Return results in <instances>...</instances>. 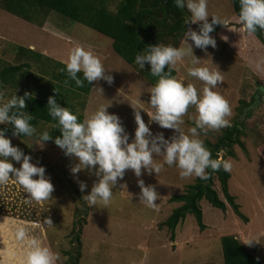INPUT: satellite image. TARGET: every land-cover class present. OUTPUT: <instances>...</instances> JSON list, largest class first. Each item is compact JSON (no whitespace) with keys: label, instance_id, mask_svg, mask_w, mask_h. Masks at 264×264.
<instances>
[{"label":"rangeland","instance_id":"obj_1","mask_svg":"<svg viewBox=\"0 0 264 264\" xmlns=\"http://www.w3.org/2000/svg\"><path fill=\"white\" fill-rule=\"evenodd\" d=\"M118 5V0H110L108 9L115 12ZM209 12L210 15H218L228 21L225 26L221 25L223 28L217 34H210L216 39L217 47L213 49L209 46L206 54L203 50L195 48L194 42H188L193 44L194 54L201 59L198 66L221 71L223 83L214 90L230 103L232 115L227 119L231 126L238 120L240 108L244 103L252 106L239 120H246L242 141L247 151L235 146L233 155L223 151L222 157L232 164V170L229 172V190L241 206V212L249 219V223L240 219L230 206L225 213L203 200L201 208L207 230L201 232L195 217L188 215L179 224L176 240L172 242L170 231L162 227V224L182 204L171 203V199L186 193L187 187L193 185L198 178H182L178 167L167 165L158 175L154 172L148 175L145 171L139 178L132 170H127L123 180H118L113 189V198L107 207L99 203L90 207L83 199L87 205L85 208L76 200V192L80 191L78 181L88 185L84 192L80 191L84 197L90 194L98 178L88 171H81L77 176H73L70 169L78 161L67 157L59 147L49 143H45L43 148L37 145L40 134L52 131L51 125L40 124L36 128V135L26 139H10L13 146H18L26 155L32 156L34 164L46 167V175L50 177L55 188L52 199L28 205L24 203L27 194L19 185L10 182L0 187V217L8 218L12 223L19 221L18 224L27 226L32 237L59 254L58 264H71L78 250L81 254L79 264H215L218 260L224 264L221 243L224 236L237 237L242 244L264 259V49L239 23L232 0H209ZM211 19L209 17V22ZM37 21H26L0 6L2 61L7 65L29 62L33 66V73L38 74L36 70L44 59L66 64L72 49L82 46L102 60L107 74L114 77V82L110 85L105 80L96 81L91 95H71V100L67 99L65 102L70 101L72 107L83 113L85 118L101 106H110L108 112L121 118L127 133L130 134V143L135 138L137 128L136 110H141L145 123L154 135L163 133L165 138L174 135L173 130L163 129L156 123L149 124V115L154 111L150 106V92L154 85L143 73L151 70L150 65L146 64L145 68L140 70L139 66L128 64L115 53L111 39L58 13H49ZM40 23L43 25H38ZM190 28L199 31V24H192ZM163 45L173 46L170 42ZM186 46L184 38L178 47ZM20 48L40 54L43 56L42 61L30 60L26 54H20ZM191 66V58L178 62L174 69L177 72L176 78L182 80L185 85L194 84L202 92L204 83L188 75ZM27 87V84L19 87L8 85L5 99L27 92ZM36 92L37 90L30 93L36 95ZM85 101L87 106L86 110H83ZM197 115L196 108L190 107L188 114L183 118L185 123L182 129L185 133L195 126L194 118ZM226 128L228 127L201 131L198 138L206 147L208 143L214 145ZM154 160L162 163L163 157H154ZM13 163L15 167H20V164L14 161ZM139 179H143L146 185L155 186L159 193L155 210L140 202ZM214 183L221 199L226 201L217 177H214ZM47 218L53 221V225H45L43 229L34 227ZM75 224L84 225L80 247L77 243H72ZM250 239L259 243L254 241L251 246L244 243ZM14 245L18 250L16 253L23 256L24 247L19 245L22 247L19 250V246ZM11 253L13 251L6 246L1 251L2 259L11 262ZM19 260L17 259V262Z\"/></svg>","mask_w":264,"mask_h":264},{"label":"clouds","instance_id":"obj_2","mask_svg":"<svg viewBox=\"0 0 264 264\" xmlns=\"http://www.w3.org/2000/svg\"><path fill=\"white\" fill-rule=\"evenodd\" d=\"M175 5L181 10L187 9L191 16L185 24H199V31L191 28L185 31L186 47L149 45L135 57L140 70L146 64L150 65L151 75L158 78L150 92V106L154 111L148 114L149 124L156 123L163 129L173 130L171 138H165L163 133L154 135L145 123L141 110H136L137 128L135 138L130 143V134L121 118L108 112L110 106H101L81 122L78 114L58 103L56 96L48 98V114L58 122L54 127L59 129L61 135L53 138L51 133L44 131L39 135L37 145L43 148L45 142L54 139L55 145L67 157L78 161L70 169L73 176L81 171H88L98 178L90 194L84 196L90 207L98 203L107 207L113 198V189L118 180H123L127 170H132L139 178L145 171L148 175L153 172L158 175L165 165L176 166L180 169L182 178L196 177L204 181L210 179L209 169L212 172L232 170L231 162L222 158L223 150L213 159L210 149L198 138L201 131L230 127L227 117L232 115V108L229 101L214 90L223 83L221 71L198 66L201 59L194 54V47L206 54L209 46L215 49L217 41L210 34L215 31L214 26H225L228 21L218 15H210L209 0H175ZM239 5V23L244 30L249 35L264 31V0H239ZM209 17L212 18L211 22ZM189 40L194 42V47ZM185 58H191L192 66L188 69V75L204 83L202 92L194 84L185 85L172 75L177 63ZM60 71L67 74L64 81L66 87L72 81L78 88H83L85 81L89 85L100 80H105L110 85L114 82V77L107 74L102 60L82 46L72 49L65 68ZM81 73L83 78L80 77ZM5 96L6 89L0 84V125H11L13 137L36 135L37 129L31 123L34 117L25 111L26 101L32 99V93L25 92L23 96L15 94L9 99H5ZM193 106L198 113L194 118L195 126L185 133L182 129L185 123L183 118ZM8 130L0 128V187L10 182L19 185L27 194L24 203L28 205L52 199L55 188L46 175V167L37 166L32 162L31 155H26L21 148L13 146L7 135ZM154 157H163V162L157 163ZM13 161L20 164V167H15ZM78 183L81 192L88 188L86 182ZM138 186L141 189L140 202L155 210L160 196L155 186L146 185L143 179L138 180ZM45 225H53V221L47 218L34 227L43 229ZM13 238L18 245L24 247L23 258L18 264H58L59 254L32 237L27 226L17 225ZM254 241L259 243L255 239L244 243L251 246ZM11 256L15 259L16 253H11Z\"/></svg>","mask_w":264,"mask_h":264},{"label":"trees","instance_id":"obj_3","mask_svg":"<svg viewBox=\"0 0 264 264\" xmlns=\"http://www.w3.org/2000/svg\"><path fill=\"white\" fill-rule=\"evenodd\" d=\"M110 0H1L0 6L7 12L18 16L29 22H38V19L46 17L49 13L55 12L63 17H66L76 23H80L86 27L93 29L99 34L113 41V49L124 61L128 64L137 67L135 57L138 53L144 51L149 45L172 43L178 47L185 38L184 33L192 24H185V21L190 18V13L185 8L179 9L175 5V0H118L119 5L117 10L110 11L108 4ZM233 8L237 19L239 20L240 5L239 0H232ZM40 26L43 23L38 24ZM217 32L223 28L221 25H216ZM252 39L258 40L264 48V31L250 35ZM26 54L32 61H42L43 56L36 52L20 48V54ZM0 59V84L4 88L8 85L24 86L27 84V92H36L32 94V99L26 101L27 108L34 119L31 121L34 127L40 124L52 126L50 132L53 138L60 136L61 133L57 127H54L58 122L54 121L48 114L47 104L48 98L56 96L58 103L62 107L70 109L73 113L79 115L82 122L85 119L83 113H79L71 102V95H79L88 97L91 95L95 82L89 85L85 81L83 88H78L75 82L66 87L64 81L67 79L66 72L60 70L65 68L66 64L61 62H51L49 59H44L37 68V73H33V66L29 62L19 65H7ZM53 65V66H52ZM52 66V67H51ZM54 69V70H52ZM167 70V68L165 69ZM151 70H146L143 75L153 85L158 81L150 73ZM172 75L177 77L176 70L172 71ZM83 78V74H80ZM48 82V83H44ZM45 84V85H43ZM56 90V91H55ZM58 95H57V93ZM25 92L19 93L18 96H23ZM87 101L83 103V110H86ZM252 106L244 103L240 108V116L233 126L224 130L223 135L218 139L216 144L208 143V149L212 153L213 159L218 157L221 150L228 151L229 155H233L232 150L235 146H239L245 152L247 151L245 143L242 141L245 136L244 127L246 120H240L241 115L244 116L247 110ZM250 114L247 115V119ZM0 128H8V137L12 136L11 125H2ZM19 139H26L27 136H17ZM53 146L58 147L52 141H47ZM210 173V179L207 181L197 179V181L188 186L186 193L177 195L171 199V203L182 204L176 209L173 214L162 224V227L167 228L171 233V241L176 240V230L179 224L186 219L188 215H193L198 223L201 232L207 230L204 223V214L201 208V202L207 200L214 208H217L226 213L230 206L235 214L245 223H249V219L241 212V206L237 204L236 198L231 195L229 190V182L231 175L229 172L221 169L218 172ZM214 177H217L221 184V192L226 201H223L215 189ZM84 197L80 191L76 192V200L87 208L84 202ZM72 243H77L79 247L82 245V224H75ZM224 264H264L257 254L247 248L235 236H224L221 238ZM80 250H78L79 252ZM72 259L71 264H79L81 258L80 252ZM1 261V258H0Z\"/></svg>","mask_w":264,"mask_h":264},{"label":"crops","instance_id":"obj_4","mask_svg":"<svg viewBox=\"0 0 264 264\" xmlns=\"http://www.w3.org/2000/svg\"><path fill=\"white\" fill-rule=\"evenodd\" d=\"M46 28H47V26H46ZM259 45H260V43H259ZM260 47H262V46L260 45ZM31 49H32V47H31ZM17 222H19V221H16V223H12L8 218L0 217V258H1L0 264H17L18 263L17 259L21 260L23 258L22 255H20V254L18 255L16 253V252H18V250H16V246L14 245V244H16L17 246H19L18 243L13 238L15 228L17 225H19ZM30 231L31 230H29V232ZM6 246H8L13 252L16 253L15 259H13L11 262L4 261L2 259L1 251H3L6 248ZM20 248H22V247L19 246L18 249L20 250ZM262 249L264 251V248H262ZM257 256L264 263V259L262 258V256L259 254ZM223 263H224V256H223ZM215 264H222V263L218 260V262H216Z\"/></svg>","mask_w":264,"mask_h":264}]
</instances>
